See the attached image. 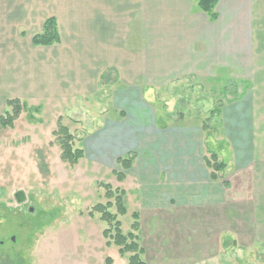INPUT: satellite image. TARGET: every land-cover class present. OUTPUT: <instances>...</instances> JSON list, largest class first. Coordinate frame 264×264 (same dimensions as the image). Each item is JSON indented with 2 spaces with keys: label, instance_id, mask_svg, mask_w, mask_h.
Returning a JSON list of instances; mask_svg holds the SVG:
<instances>
[{
  "label": "crops",
  "instance_id": "1",
  "mask_svg": "<svg viewBox=\"0 0 264 264\" xmlns=\"http://www.w3.org/2000/svg\"><path fill=\"white\" fill-rule=\"evenodd\" d=\"M214 13L196 0H0V116L9 100L40 111L108 88L80 141L83 159L113 173L120 158L136 154L115 187L137 208L144 256H157L155 264H176L184 239L199 245L186 250L199 264L219 259L229 240L264 246V126L254 140L255 110H211L217 138L204 120L182 110L186 117H175L160 101L174 83L232 74L239 54L241 67L253 72L254 54L264 52V0H218ZM51 18L60 43L34 45ZM211 154L226 165L224 179L211 178Z\"/></svg>",
  "mask_w": 264,
  "mask_h": 264
},
{
  "label": "rangeland",
  "instance_id": "2",
  "mask_svg": "<svg viewBox=\"0 0 264 264\" xmlns=\"http://www.w3.org/2000/svg\"><path fill=\"white\" fill-rule=\"evenodd\" d=\"M239 55L240 68L232 74L223 71L216 79L174 83L160 94L164 98L161 103L174 110L175 117L190 114L191 118L204 120L209 133L217 138L220 133L214 134L211 110L218 112L230 104L238 109L253 108L256 126L253 136L258 141L264 126V52L254 54L253 72L241 67L243 54ZM108 93V88H104L95 98L48 103L38 112L27 107L31 110H26L27 115L17 120L15 128H0V264L7 259H20L21 264H107L108 258L112 264H129L127 257L120 256L118 247L112 242L108 246L110 240L104 238L103 232L110 228L109 224L101 221L100 214L91 216L96 205L108 202L106 185L118 188L117 178L108 166L91 164L89 159H82L76 167L65 164L53 136L61 119L75 136V147L81 148L80 141L96 122L93 114H101ZM244 130L241 126L239 132ZM18 192L26 197L22 203L16 198ZM126 205L127 214L118 215L125 234L131 231L132 215L138 212L130 202ZM110 212L117 214V208ZM161 229L165 231V227ZM151 234L155 236V231ZM138 235L144 248L142 223ZM164 235L166 238L167 233ZM188 241L177 242L181 253L173 258L176 264H199L186 259V250H199V245ZM233 243L229 240L223 244L226 252L216 261L200 264H264L263 245H252L250 239ZM156 257L147 260L143 256V259L155 264Z\"/></svg>",
  "mask_w": 264,
  "mask_h": 264
},
{
  "label": "trees",
  "instance_id": "3",
  "mask_svg": "<svg viewBox=\"0 0 264 264\" xmlns=\"http://www.w3.org/2000/svg\"><path fill=\"white\" fill-rule=\"evenodd\" d=\"M200 9L210 15L212 19L216 18L214 13L218 0H196ZM61 41L58 31V24L56 19H48L43 27V31L37 34L33 38V44L36 46H52L59 44ZM111 72V71H109ZM103 81L109 82L108 75H104ZM8 111L4 115L0 116V128H14L15 122L19 119L21 114L28 110L26 105L18 99L9 100L7 102ZM29 109L28 111H30ZM38 112L39 109H32ZM214 111L212 114L215 115ZM204 129L207 128V124H204ZM53 136L56 139L57 145L60 147V158L65 164L70 167H76L79 162L84 158V150L75 147V136L69 130V128L61 123V119L58 122L57 129L53 132ZM136 154H129L127 157L120 158L117 161L118 170H114L113 174L119 182L124 181L125 171H128L135 160ZM206 165L211 170V178L213 180L224 179V171L226 165L218 159L216 154H211L210 157L205 158ZM106 198L108 202L106 204H98L94 207L93 213L100 214L101 221L109 224L110 228L103 232L104 238L108 239V246L111 242L119 248V254L121 257H127L129 264H147L143 259L144 248L140 245V239L138 232L140 230L139 214L134 213L133 223L131 231L125 234L122 231V223L118 218V215L125 216L127 214L126 208V192L121 188L113 189L111 185H106ZM117 208V214L110 212L112 208ZM2 255H0L1 257ZM2 264H21L20 259L4 260ZM107 264H112L111 258H108Z\"/></svg>",
  "mask_w": 264,
  "mask_h": 264
},
{
  "label": "water",
  "instance_id": "4",
  "mask_svg": "<svg viewBox=\"0 0 264 264\" xmlns=\"http://www.w3.org/2000/svg\"><path fill=\"white\" fill-rule=\"evenodd\" d=\"M16 198H17L18 202H20V203L24 202L25 199H26V197H25L23 192H18L16 194Z\"/></svg>",
  "mask_w": 264,
  "mask_h": 264
}]
</instances>
